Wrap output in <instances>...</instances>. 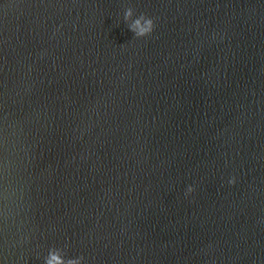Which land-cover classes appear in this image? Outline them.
Wrapping results in <instances>:
<instances>
[{
  "label": "water",
  "instance_id": "water-1",
  "mask_svg": "<svg viewBox=\"0 0 264 264\" xmlns=\"http://www.w3.org/2000/svg\"><path fill=\"white\" fill-rule=\"evenodd\" d=\"M53 247L264 264V0H0V264Z\"/></svg>",
  "mask_w": 264,
  "mask_h": 264
},
{
  "label": "clouds",
  "instance_id": "clouds-1",
  "mask_svg": "<svg viewBox=\"0 0 264 264\" xmlns=\"http://www.w3.org/2000/svg\"><path fill=\"white\" fill-rule=\"evenodd\" d=\"M134 9L129 7L124 13V19L128 21L129 29L135 34L136 38H143L150 36L156 25L153 18L148 17L145 14H141L138 18L133 19ZM231 184H235L236 180L233 177L230 180ZM195 191V188L189 186L187 189V194H191ZM66 253L62 249H57L53 247L50 249L48 256L45 258V264H83L84 257L80 256L78 258H65Z\"/></svg>",
  "mask_w": 264,
  "mask_h": 264
}]
</instances>
